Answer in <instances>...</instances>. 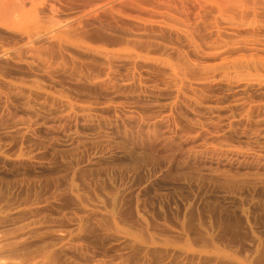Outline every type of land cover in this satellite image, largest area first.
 Returning a JSON list of instances; mask_svg holds the SVG:
<instances>
[{
    "label": "rangeland",
    "instance_id": "374dc122",
    "mask_svg": "<svg viewBox=\"0 0 264 264\" xmlns=\"http://www.w3.org/2000/svg\"><path fill=\"white\" fill-rule=\"evenodd\" d=\"M0 264H264V0H0Z\"/></svg>",
    "mask_w": 264,
    "mask_h": 264
}]
</instances>
